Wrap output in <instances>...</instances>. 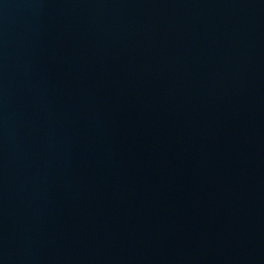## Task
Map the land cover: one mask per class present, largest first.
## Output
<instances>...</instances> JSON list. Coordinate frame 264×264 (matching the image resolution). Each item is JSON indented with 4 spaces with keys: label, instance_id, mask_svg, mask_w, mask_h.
I'll list each match as a JSON object with an SVG mask.
<instances>
[{
    "label": "water",
    "instance_id": "1",
    "mask_svg": "<svg viewBox=\"0 0 264 264\" xmlns=\"http://www.w3.org/2000/svg\"><path fill=\"white\" fill-rule=\"evenodd\" d=\"M0 264H264V0H0Z\"/></svg>",
    "mask_w": 264,
    "mask_h": 264
}]
</instances>
